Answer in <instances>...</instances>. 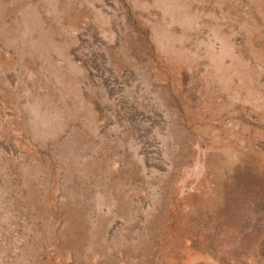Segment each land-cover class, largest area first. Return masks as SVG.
<instances>
[{
  "label": "rangeland",
  "instance_id": "obj_1",
  "mask_svg": "<svg viewBox=\"0 0 264 264\" xmlns=\"http://www.w3.org/2000/svg\"><path fill=\"white\" fill-rule=\"evenodd\" d=\"M0 264H264V0H0Z\"/></svg>",
  "mask_w": 264,
  "mask_h": 264
}]
</instances>
